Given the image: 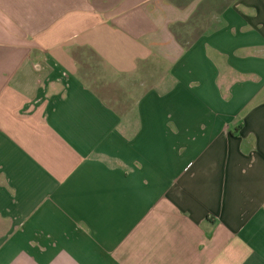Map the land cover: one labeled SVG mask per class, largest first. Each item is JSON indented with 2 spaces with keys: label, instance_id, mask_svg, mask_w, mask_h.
I'll use <instances>...</instances> for the list:
<instances>
[{
  "label": "crops",
  "instance_id": "obj_1",
  "mask_svg": "<svg viewBox=\"0 0 264 264\" xmlns=\"http://www.w3.org/2000/svg\"><path fill=\"white\" fill-rule=\"evenodd\" d=\"M0 264H264V0H0Z\"/></svg>",
  "mask_w": 264,
  "mask_h": 264
}]
</instances>
